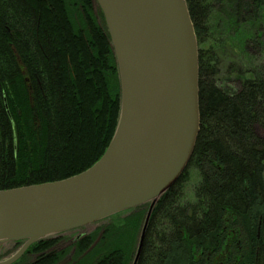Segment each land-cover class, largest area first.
Instances as JSON below:
<instances>
[{
    "label": "trees",
    "instance_id": "obj_1",
    "mask_svg": "<svg viewBox=\"0 0 264 264\" xmlns=\"http://www.w3.org/2000/svg\"><path fill=\"white\" fill-rule=\"evenodd\" d=\"M186 2L199 48L200 131L184 173L153 209L138 264H264V0ZM120 109L98 4L0 0V189L86 170L108 147ZM146 208L111 216L125 214L106 228L94 264L131 263L134 239L124 249L112 234L125 228L134 238Z\"/></svg>",
    "mask_w": 264,
    "mask_h": 264
},
{
    "label": "water",
    "instance_id": "obj_2",
    "mask_svg": "<svg viewBox=\"0 0 264 264\" xmlns=\"http://www.w3.org/2000/svg\"><path fill=\"white\" fill-rule=\"evenodd\" d=\"M116 56L121 109L103 155L70 177L0 189V244L33 242L150 203L184 173L200 131L199 48L186 0H93Z\"/></svg>",
    "mask_w": 264,
    "mask_h": 264
},
{
    "label": "flooded vegetation",
    "instance_id": "obj_3",
    "mask_svg": "<svg viewBox=\"0 0 264 264\" xmlns=\"http://www.w3.org/2000/svg\"><path fill=\"white\" fill-rule=\"evenodd\" d=\"M0 143L2 144V141H0ZM0 149L1 150L3 149L2 145H0ZM109 218H111V217H109ZM109 218H106V219H103L101 221L96 222V223H102V224H100V226L98 228H96L92 231L82 232L81 229H83L85 227V226H83L80 228H76V229H72L69 231L59 233L57 235L51 236L50 238H47L46 239L47 241H44V243L54 241L53 245L50 248L51 250L49 251V253H47V255L52 256L55 259L57 254H60V253L63 254L64 253L63 250L66 247L73 245L75 242L83 241V244L87 243V241H88L87 237H89L88 235H91L93 231H100L101 230L100 233L102 234L103 228H109L112 225L113 221L112 220L108 221ZM39 241H36V242H39ZM25 242L26 241H16V242H13L10 247L0 250V261L6 260V259L10 258L11 256H13L17 251H19L22 248V246L25 244ZM36 242H33L32 244H30L29 247L25 250V252L12 264H31L36 259H38V256L43 252L34 253L33 249H35V247H36V246H34V245H36L35 244ZM38 246L40 247V245H38ZM72 251H75V249H73ZM30 256H32L33 258H30ZM64 256H65V253L63 254L61 259H64L66 257V256L65 257ZM68 256H71V254ZM73 257H74V255L72 256V259H73ZM72 259H71V261H72ZM133 259H134V256H133ZM56 262H51L50 264H54ZM57 263L63 264L62 261L57 262Z\"/></svg>",
    "mask_w": 264,
    "mask_h": 264
},
{
    "label": "rangeland",
    "instance_id": "obj_4",
    "mask_svg": "<svg viewBox=\"0 0 264 264\" xmlns=\"http://www.w3.org/2000/svg\"><path fill=\"white\" fill-rule=\"evenodd\" d=\"M226 52H228V54L231 52V50H229V48H226V50H225ZM255 53H257V52H255ZM259 57V59L260 60H262V58H264V55L263 54H259L258 55ZM197 180V176H196V172L194 171V170H192V173H191V180H190V185L193 183V182H195ZM144 205V204H143ZM149 207H150V203H148V210H149ZM124 213L123 214H121V216L119 217V216H115L114 218H110V219H108V221H111L112 219L113 220H116L117 218H118V220H119V218H121V217H124ZM117 220V221H118ZM122 221H120L119 222V224L121 223ZM143 222H144V220H143ZM143 222L140 224V226L138 227V230H137V233H136V235H135V237L133 238V236L132 235H129V234H132V231H128L127 232V230H124L125 228H121L120 230H124L123 232L121 231L120 232V236L118 237V239H120V245L121 246H123V248L125 249H127V248H129V246L128 245H130V239H134L133 240V242L132 243H134L133 244V248H132V253L134 254V250H135V248L137 247V243H138V240H139V237H140V233H141V230H142V226H143ZM100 224H102V223H93V224H89V225H87V226H85L83 229H81V231L82 232H84V231H86V232H88V231H92V230H94V229H96V228H98L99 226H100ZM118 224V225H119ZM132 228V226H130L129 227V229H131ZM48 238H50V237H48ZM47 239V238H46ZM22 241H24V240H22ZM13 242H16V241H8V242H5V243H1L0 244V250H2V249H5V248H8V247H10L11 246V244L13 243ZM54 242V241H53ZM53 242H47V243H42L41 245H40V247L38 246V245H36V247H35V249H33V251H34V253H40V252H43V253H41L39 256H38V259H36L33 263H31V264H50L51 262H53V260H54V257H52V256H48L47 255V253H49V251L51 250L50 248H51V246L53 245ZM87 247V243H85V244H82V248L84 249V247ZM85 247V248H86ZM129 251V250H128ZM130 252V251H129ZM133 257V256H132ZM30 258H33L32 256H30Z\"/></svg>",
    "mask_w": 264,
    "mask_h": 264
},
{
    "label": "bare ground",
    "instance_id": "obj_5",
    "mask_svg": "<svg viewBox=\"0 0 264 264\" xmlns=\"http://www.w3.org/2000/svg\"><path fill=\"white\" fill-rule=\"evenodd\" d=\"M157 202H156V204H157ZM146 204H148V203H146ZM140 206H142V205H140ZM138 207L139 206L129 209V211L127 212V214L132 215V213H135L138 210ZM146 209L145 210H146V215H147L148 208H146ZM146 215H145V217H146ZM124 217H125V215H124ZM121 218H123V217H121ZM144 220H145V218H144ZM122 225L123 224L120 223L117 227L119 228ZM106 230H108V229L103 228V233L102 234L100 233L101 230L100 231H93L92 233L94 234V237H95L96 240L94 239L95 241L93 240V242L90 243L85 249L82 248L83 241H81V242H75L73 245H71L69 247H66L63 250L66 257L64 256L65 258L63 257L64 259H61L64 253L63 254L62 253L57 254L56 257H55V259L53 260V262H56V261L57 262H60V261H62L63 264H94L98 255L95 256L93 254L96 252L95 250H97L98 245L103 240ZM121 231L123 232V230H116V231H114L113 234H112L113 237L116 235V233H120ZM73 249H75V251H72ZM70 254H71V256H68ZM73 255H74V257L72 259V256ZM134 256H135V253H134ZM71 259H72V261H71ZM133 260L134 259H132V261H131L130 264L133 263ZM57 262L54 263V264H58Z\"/></svg>",
    "mask_w": 264,
    "mask_h": 264
}]
</instances>
